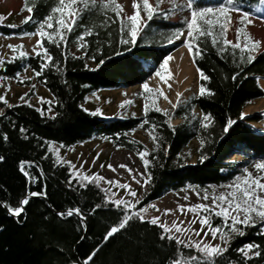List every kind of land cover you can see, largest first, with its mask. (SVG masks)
<instances>
[{
  "label": "trees",
  "instance_id": "16d2710c",
  "mask_svg": "<svg viewBox=\"0 0 264 264\" xmlns=\"http://www.w3.org/2000/svg\"><path fill=\"white\" fill-rule=\"evenodd\" d=\"M240 3L244 10L264 8V0H240ZM199 6L215 5L201 0ZM48 13V5L40 3L32 12L33 20L13 25L0 22V33L34 32L38 21L44 20ZM156 23L162 33L152 36L150 42L137 39L135 43L121 44L122 35L115 22L106 20L98 12L86 10L68 34L66 45L62 44L66 56H61V49L49 44L47 39L42 41L53 55L54 62L59 61V71L50 66L43 76H35L33 69L39 71L40 63L34 54L15 63H7L8 58H5L6 63L0 65V76L28 86L27 98L34 95L33 85L37 84L50 94L52 101L51 114L47 111L48 103L35 105L29 102L31 106H28L20 101L8 107L7 99V104L0 101V155L5 157L0 161V264H83L97 245L100 247L91 264H165L176 255L174 240L161 242L159 234L162 229L139 219L130 220L123 229L104 241L105 233L122 218L123 208L115 209L111 204H105V196L112 198V193H105L103 190L108 188L97 181L80 187L74 180L69 187L68 165L53 167L55 157L45 141L70 147L96 136L134 153L138 149L145 150L146 158L150 160L146 171L147 188L135 210L188 184L205 187L233 178L236 170L231 156L236 153L250 157L264 155V132L249 123L260 118L245 116L241 119L240 116L248 103L264 96L258 83V78H264V54L257 53V58L249 64L247 53L242 57L239 49L233 52L229 48L220 53L219 48L212 45L211 37L202 38V54L196 53L191 58L194 67L203 69L210 77L202 80L199 75V86L203 83L213 94H197L167 115L153 109L149 110L147 117L142 114L108 118L95 111H85L84 102L88 95L145 81L155 72L163 57L180 45L168 43L171 34L166 36L164 33H172L183 27L182 24L164 20ZM82 31H92L93 34L85 35L88 45L79 49L77 45L83 41L77 37ZM93 56L95 59L91 58ZM17 71L20 74L28 72L24 82L14 78ZM233 73H237L235 80ZM44 76L47 77L46 83ZM37 108L45 109L44 115L36 111ZM204 113H210L213 118L208 128L200 125ZM145 119L149 123H143ZM173 119L178 121L174 123ZM228 119L236 123L225 133L224 125ZM152 122L159 126L154 135L162 137L158 146L146 131ZM169 124L173 127L170 128ZM21 126L28 130V139L23 138ZM133 129L145 132L151 145L131 137ZM5 133L7 140L3 138ZM201 139L206 141L202 150ZM193 140L197 141L194 152L188 148ZM46 152L47 158L41 159ZM201 156L205 157L203 161ZM192 159L194 162L190 163ZM22 160L36 162L30 170L38 177L36 183L30 184L20 170ZM37 165L43 169L42 173ZM42 188L47 192L46 198L30 197L22 215L17 218L10 214L9 207L19 206L25 195ZM75 207L84 214L86 229L81 226L79 216L59 217L56 214ZM213 223L221 225L222 219L214 217ZM239 227L245 234L234 235L228 251L218 257L215 264H229L230 261L234 264H264V235L259 227ZM249 242L261 246V255L245 262L243 254L236 250ZM183 251L189 255L194 250Z\"/></svg>",
  "mask_w": 264,
  "mask_h": 264
},
{
  "label": "snow or ice",
  "instance_id": "6c2138e0",
  "mask_svg": "<svg viewBox=\"0 0 264 264\" xmlns=\"http://www.w3.org/2000/svg\"><path fill=\"white\" fill-rule=\"evenodd\" d=\"M142 2V12L144 16L140 15L141 9L139 8L138 0H132V8L133 12L130 15H126L123 11L124 6L120 3H115V0H59V4L57 6H53L50 10V14H48L44 20H39V27L35 30L36 34H38V39L36 40V45L38 47L33 48L32 52L36 57H39L40 70L37 71L33 69L34 75L37 77H41L44 75V72L47 68L54 67L55 70L59 71V61L55 60L54 57L49 51L47 47H45L44 41L47 39L49 44L56 45L57 48L61 49L60 55L66 56V49L62 47V44L66 45L68 40V34L76 27L79 22V19L82 17L83 12L86 10H90L88 5H92L93 7L99 3L102 9L107 12L111 9L114 13L112 21L115 22L119 20L120 22V31L122 34L125 33L128 39L124 38V35L121 36L120 43L128 44L135 43L137 41L138 35L142 31L147 30V26L149 21L155 20L158 16L161 19H168L169 15L173 12H176L178 8L183 9L184 11H190V18L183 19L179 21L183 27L176 28L174 32L171 33V38L167 41L168 43H175L177 41L183 40V43L188 46L190 55H194L196 53L202 54L203 49L200 47V43L203 37H211V43L214 47L219 48L220 53L225 52L229 48L235 52L236 49L240 50L241 56L247 53V62L250 64L254 59H256L257 49L260 46L259 40H251L248 31H246L245 27L241 25H252L253 21L249 18L250 11L245 12L242 16L233 17L232 11L235 10L237 12L243 7V4L240 3V0H206L207 3L214 4L215 6H199L201 4V0H184V2L180 4H176L173 2L169 9L161 11L159 8L160 0H157V5L154 6L150 0H139ZM115 3V7L112 8V4ZM83 4L84 7L80 8V5ZM33 8H29L28 11L30 13L29 16L24 17L23 23H28L33 20L31 13L33 12ZM65 10H67V16H65ZM56 14L60 15V19H56ZM247 18V19H246ZM4 18L0 16V21ZM45 25H47V29L51 31L45 30ZM230 26H235L236 40L233 41L227 38V31ZM88 26H85L87 28ZM186 28V35H185ZM32 32L21 31L16 33L15 35H19L23 37L25 35H32ZM92 31H82L80 35L77 37L78 40L83 41V43L78 44L77 47L79 49H84L88 45V41L84 40L85 35H92ZM98 35V33H97ZM8 48L12 50V55L7 59V63H15L17 60H22L29 54L20 51L19 55H16V50L23 48V43L17 44H9ZM195 49V51H193ZM102 49H98L100 51ZM259 54H264V49H260ZM79 58V57H74ZM95 59V56L91 57ZM172 59L170 55H165L159 66L155 68V75L161 77L163 79L162 71L166 69V66L169 60ZM54 62V63H53ZM5 58L0 57V65L5 64ZM103 63V61H101ZM26 67V66H25ZM155 67V66H154ZM151 70V69H150ZM200 77L202 80H209L210 77L207 76L203 69L197 68ZM15 79L19 82H24V78L20 76V72L17 71L15 73ZM233 80L237 78V73H233ZM7 79L6 76H0V81ZM30 79V78H28ZM45 83L47 81V77L44 76ZM171 85H169L170 87ZM33 87H35L33 85ZM142 89L147 90L148 93H151L152 89L149 87L147 81L143 82L141 85ZM198 94L203 96L206 94H213L211 89L205 87L203 83L199 86ZM139 95L143 96L145 100L148 99V96L144 94L142 91ZM158 95H164L163 92H159ZM28 93H23L20 97V100L28 106H31L29 100L26 99ZM165 99H168L167 96H164ZM87 99V97H86ZM40 103H48L49 108L47 111L51 110L52 101H47L44 97H39ZM0 101H3L7 104L4 95H0ZM132 103L131 100L121 101V106L123 107L125 104ZM152 104L155 105V101H152ZM11 107V105H8ZM175 108L176 105H173ZM148 104L145 103L143 106V112L145 117L149 112ZM36 111L40 112L41 115H44L45 109L37 108ZM87 111V109H85ZM97 114H100V109L95 110ZM155 111H162L159 107H155ZM165 115H167V110H163ZM53 115H55L53 113ZM134 115V114H133ZM247 114L241 112L240 116L243 119ZM143 123H149L147 119L143 121ZM213 123V118L210 113H204L202 118L200 119V125L202 128H208ZM236 122L228 119L224 125V132H228L230 127L233 126ZM143 126V124L141 125ZM159 127L152 122L149 124V127L146 131L149 132L151 138L157 142L162 137L158 138L154 135L155 129ZM169 127L173 126L169 124ZM27 129L21 126L20 132L23 135L24 139H28ZM132 131H135L133 129ZM118 136L120 134H117ZM4 140H7V133L4 134ZM48 144L49 150L53 152L55 157L53 167L68 165L69 173H68V186H72V182L75 180L80 187H86L87 183L96 182L101 179H105L100 177L97 174L87 175L81 172L80 169L75 168V166L71 163V161H65L58 155V149H53L51 142L45 141ZM206 143L205 140H200V148L203 149V145ZM43 147V145H41ZM165 154L167 155V149H165ZM99 154H97L98 157ZM137 155L143 161V165L145 166V170L147 171L148 166L150 164V160L146 158V151L142 149L137 150ZM48 153H45V156L41 159L47 158ZM93 158V162L95 159ZM5 157L0 155V161H3ZM154 159V157H153ZM201 161L205 159L204 156L200 157ZM36 165L35 161H20L19 168L24 173L26 179L30 184L36 183L38 180L37 176H34L31 173L32 167ZM83 164H81V168ZM103 167V165H102ZM108 167L115 170L113 165L109 164ZM120 167L127 168V165H120ZM254 168L256 174L254 175L252 171L249 170L248 167L243 168V176L238 174L234 177L233 182L229 185L223 186L226 188V191L219 192L218 195L213 192L211 198V204L207 203H198V204H189V205H177V210L180 212L190 211L199 215V223L201 228L199 230L191 228L190 225L195 221H189V227H181L178 224L173 223L171 227L160 223L158 216H152L148 219L144 213L146 211L145 208H139L136 211V207L141 203L140 200L130 201L124 198L115 199V194L112 193L111 196L113 198H109L108 195L105 196V204H111L115 209L123 208V216L119 220V223L110 227V229L104 235V241H107L113 234L118 233L121 229H123L126 224L132 219H139L140 222H148L152 225H158L162 231L159 234V239L163 242L165 239L168 241L176 242V255L174 258H169L165 261V264H215V261L218 257L225 254L230 246V241L233 239L234 235H244L245 231L239 225H243L245 228L256 225L259 227L261 235H264V160L258 161L254 163ZM38 171L41 173L43 169L37 165ZM129 173L132 172L131 169H128ZM140 175H143L141 173ZM133 179L136 180V176L133 175ZM106 183L113 184L117 183L115 181L106 180ZM137 183H140L139 180H136ZM123 189L127 190L128 194L133 198L136 196L135 190H133L128 183H123L118 185ZM46 187V185H45ZM105 193H110V189H104ZM197 197H200V192L197 191L195 193ZM41 196L47 197V192L42 188L39 192L31 191L27 195H25L19 202V206L17 207H9L8 211L15 217H19L24 212V206L29 202L30 197ZM209 198V193L205 189L203 199L207 200ZM187 199V197H185ZM96 207H100V205H96ZM155 207V205H152ZM172 209L165 208L164 212L170 213ZM207 213V214H205ZM59 217L64 216H72L77 215L80 218V224L82 227L86 229L87 224L84 218V214L81 212L79 207L69 208L67 211H61L56 213ZM221 218V225H214L213 218ZM183 222H181L182 224ZM205 228L207 230L205 231ZM200 231H204V236H207L209 232L213 236V238L219 235L220 240L223 243V247L221 244H210L204 241V237H200V239L193 240L192 234L196 236H200ZM174 232H180L187 239H181L180 236L174 235ZM83 239V237H81ZM100 245H97L96 249H93V252L88 255L83 261V264H91L92 259L95 256L96 251L99 249ZM183 249L194 250L192 254L185 255ZM238 253L243 254V259L245 262L259 257L261 255V246L255 242H249L242 245L240 248L236 250ZM73 264H78V262H73ZM229 264H234V262H229Z\"/></svg>",
  "mask_w": 264,
  "mask_h": 264
},
{
  "label": "rangeland",
  "instance_id": "374dc122",
  "mask_svg": "<svg viewBox=\"0 0 264 264\" xmlns=\"http://www.w3.org/2000/svg\"><path fill=\"white\" fill-rule=\"evenodd\" d=\"M150 2L154 6L157 5V0H150ZM173 2H175L176 4H180L184 2V0H160L159 8L161 9V11L169 9ZM40 3L48 5V14H50L51 8L53 6H57L59 4V0H0V16L4 18L0 22L10 25L22 24L24 21V17L30 15L28 9H34L35 7H38V4ZM115 3H120L124 6L123 11L126 15H130L133 12L132 0H115ZM115 3L112 4V8L115 7ZM138 3L139 8L141 9L140 15L143 17L144 13L142 12V2H139L138 0ZM83 7L84 5L81 4L80 8ZM88 7L91 11L102 14V16L106 20L112 21L114 13L111 9L105 12L99 3H97L94 7L89 4ZM250 10H244L243 8H241L239 12L233 10L232 16H242L245 12L250 11L249 18L253 21L252 25H247L245 23V25L241 26L245 27L246 31H248L251 40H259L261 42L259 48L257 49V53H259L260 49H264V8L254 7ZM67 14V10H65V16H67ZM60 18V15L56 14V19ZM187 18H190V11H184L180 8H178L176 12L171 13L168 19H161L158 16L155 20L149 21L147 30L142 31L138 35L137 39L142 40L143 43H148L152 39V36H159V34H161L162 32L159 31L155 26L158 20H164L166 22H179ZM115 23L120 34L124 35L125 39H128L126 35V29L124 34H122L120 31L119 20H116ZM38 27L39 24L37 25V28ZM45 30L51 31L50 29H47V25H45ZM32 33L33 34L30 36L25 35L23 37H20L19 35H5L0 33V57H11L13 53L12 50L8 48V45H19L21 44V42L23 43V48H18L16 50V55L19 54L21 50L28 53L29 55L33 54V48L38 47L36 45V40L39 37L38 34H36V31ZM164 34L166 36H169L171 32H167ZM227 38L233 41L236 40L235 26L229 27L227 31ZM175 43H180L178 47H184L187 49L188 56L191 60L189 66L191 67L192 72L188 74L189 78L188 76L185 78V82L183 85L184 87H182V90H175L174 92L173 85H177L178 80L176 70L170 65V59V63L168 62L169 64H167L166 69L161 70L163 79L156 76L154 72L145 80L149 84V87L152 89L151 93H148L147 90L142 89L141 85L143 82H145L143 81L141 83L130 85L127 87L97 91L87 96V99L84 102V107L90 111H95L99 108L100 114L108 118L115 116H140L144 114L143 106L145 105V103L148 104L150 110H155V107H159L162 112H164L163 110H167L168 114L173 112L175 108L182 105L189 98L197 95L199 91V72L192 63V58L189 53L188 46L183 43V40L177 41ZM176 49L169 55L171 56L172 53L176 51ZM27 75L28 72L20 74L22 78ZM156 81H158V85L161 87L154 84L156 83ZM258 83L264 90V78H258ZM169 85L171 86L169 87ZM28 91V86L19 84L15 80L5 79L3 81H0V95L5 96V99L8 100L9 105L20 102L21 95L23 93H28ZM142 91L146 96H148L147 100H145L143 96L139 95V93H141ZM159 92H163L164 95H158ZM164 96H167L168 99H165ZM39 97H44L47 101L51 100L50 94L43 87L35 84L34 95H32L30 98L26 97V99H28L32 104L39 105ZM262 99H264V96L248 103L244 107L243 113H246V116H256L257 118H260L259 120H251L249 123L258 130L264 132V107L260 104ZM127 100H131L132 103L125 104L122 107L121 101ZM153 100L155 101V105L152 104ZM173 105H176V107L174 108ZM48 113L51 114V111H49ZM177 121L178 119H173L174 123H176ZM131 137L142 141L147 146L151 145L148 135L140 129L133 131L131 133ZM51 144L53 149H58V155L63 160L71 161L75 168L80 169L81 172L87 175L97 174L100 177L105 178L97 182L101 186L110 189L111 193L115 194V199L124 198L130 201L140 200L143 192L147 188V173L145 170V166L143 165V161L140 156L137 155V153H134L127 148L114 146L111 142L96 136L84 143H79L70 147H63L56 142H51ZM188 148L192 152H194L197 148V141H191L188 145ZM97 154H99L98 157ZM94 157H97L95 159V162H93ZM231 160L234 162V167L236 170L235 176H237L238 174L243 176L242 170L245 167H248L249 170L252 171L255 175L256 171L254 168V163L264 160V155H261L259 157H250L243 153H236L231 156ZM193 162L194 160L192 159L190 163ZM81 164H83L82 168ZM109 164L113 165V168L115 169L114 171L108 167ZM120 165H127V168L120 167ZM128 169H131L132 172L129 173ZM141 173H143V175H140ZM133 175L136 176V180H139L140 183H137L136 180L133 179ZM234 177L225 182L218 184H209L205 187L188 184L179 189L170 190L159 199L145 204L142 207L146 209L144 215L148 219H150L152 216H158L160 218L159 222L169 227H171L175 222V224L187 228L189 227V221H195L190 225V227L199 230L201 228V225L199 223V215L190 211L180 212L177 210V205H194L198 203L211 204L213 192L218 195L219 192L226 191V188L223 186L229 185L231 182H233ZM106 180L115 181L117 183L109 184L105 182ZM125 182L128 183L133 190H135L136 196L134 198L128 194L127 190L118 186ZM205 189L209 193V198L207 200L203 199ZM197 191L200 192L199 198L195 194ZM185 197H187V199H185ZM152 205H155V207H152ZM165 208L172 209V211L166 214L164 212ZM138 210L139 209H137L136 211ZM181 222L183 223L181 224ZM206 230L207 228H205V231ZM174 235L180 236L181 239H187V237H185L180 232H174ZM200 237H204L205 242L213 245L221 244V246L223 247V243L220 240L219 235L213 238V236L209 232L207 236H204V231H200V236L192 234L193 240L200 239Z\"/></svg>",
  "mask_w": 264,
  "mask_h": 264
},
{
  "label": "bare ground",
  "instance_id": "6f19581e",
  "mask_svg": "<svg viewBox=\"0 0 264 264\" xmlns=\"http://www.w3.org/2000/svg\"><path fill=\"white\" fill-rule=\"evenodd\" d=\"M172 59H171V67H173L176 72H177V85L174 84L173 88H174V92L175 90H182V87H184V82H185V78L188 76V74H190V72H192L191 67L189 66L190 64V58L188 56V52L187 49L184 47H178L176 49V51L174 53H172L171 55ZM168 63V64H169ZM173 69V71H174ZM172 71V72H173ZM171 72V73H172ZM174 73V72H173ZM169 76V75H168ZM189 78V76H188ZM172 79V78H171ZM168 82V81H167ZM166 82V83H167ZM169 83V82H168ZM155 85H158V81H156V83H154ZM173 84V83H171ZM154 85V86H155ZM159 86V85H158ZM161 87V86H159ZM164 87V85H163ZM186 87V86H185ZM184 89V88H183ZM163 90V89H162ZM160 91V90H159ZM169 91V90H168ZM173 91V90H172ZM168 93V92H167ZM170 93V92H169ZM167 95V94H166ZM173 97V96H172ZM175 97V96H174ZM260 104L264 107V99H262V101L260 102Z\"/></svg>",
  "mask_w": 264,
  "mask_h": 264
}]
</instances>
